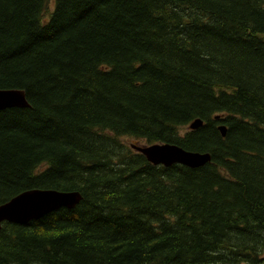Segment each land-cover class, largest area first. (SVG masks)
Instances as JSON below:
<instances>
[{"label": "trees", "instance_id": "1", "mask_svg": "<svg viewBox=\"0 0 264 264\" xmlns=\"http://www.w3.org/2000/svg\"><path fill=\"white\" fill-rule=\"evenodd\" d=\"M0 88L30 103L0 110V205L82 194L3 222L0 264H264V0H0Z\"/></svg>", "mask_w": 264, "mask_h": 264}, {"label": "water", "instance_id": "2", "mask_svg": "<svg viewBox=\"0 0 264 264\" xmlns=\"http://www.w3.org/2000/svg\"><path fill=\"white\" fill-rule=\"evenodd\" d=\"M26 92L20 88H0V110L12 107H29ZM203 124L202 119H196L191 124L196 129ZM223 135L227 128L220 126ZM131 147L141 152L153 164L170 166L175 163L190 167H200L211 161V154L186 150L183 147L165 142L152 144L131 143ZM82 199L77 190L61 191L56 189H30L14 196L0 205V228L2 223L12 222L26 224L32 219L40 218L60 208H74Z\"/></svg>", "mask_w": 264, "mask_h": 264}, {"label": "rangeland", "instance_id": "3", "mask_svg": "<svg viewBox=\"0 0 264 264\" xmlns=\"http://www.w3.org/2000/svg\"><path fill=\"white\" fill-rule=\"evenodd\" d=\"M129 142V144H131L132 142H134V140H132L131 138H127V140ZM139 144H147L148 142L146 140H141L138 141Z\"/></svg>", "mask_w": 264, "mask_h": 264}, {"label": "bare ground", "instance_id": "4", "mask_svg": "<svg viewBox=\"0 0 264 264\" xmlns=\"http://www.w3.org/2000/svg\"><path fill=\"white\" fill-rule=\"evenodd\" d=\"M148 144V143H147Z\"/></svg>", "mask_w": 264, "mask_h": 264}]
</instances>
